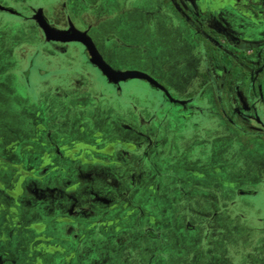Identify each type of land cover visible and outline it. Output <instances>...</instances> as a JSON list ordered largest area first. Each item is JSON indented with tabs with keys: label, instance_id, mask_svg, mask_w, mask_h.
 I'll use <instances>...</instances> for the list:
<instances>
[{
	"label": "flooded vegetation",
	"instance_id": "obj_1",
	"mask_svg": "<svg viewBox=\"0 0 264 264\" xmlns=\"http://www.w3.org/2000/svg\"><path fill=\"white\" fill-rule=\"evenodd\" d=\"M128 1L56 0L55 3L44 4L0 0V17L8 19L14 17L22 20L23 25L26 26L25 31L28 33V36L23 38L25 40L17 42L13 53L12 63L16 68L11 72L15 73L13 77L14 81L17 80L15 85L22 83L23 88L26 89H24L25 92L31 94L37 81L41 87H46L53 82L55 85L52 86L51 91L59 93L58 83L61 85L66 82V79H62L64 73L69 74L67 83L72 86L75 94L89 95V90L93 87L90 79H96L99 76H103L110 84L118 85L117 81L108 78L101 68L91 61L84 43L77 40L63 41L48 38L37 15L40 12L51 26L60 30H67L73 24L76 28L86 31L103 58L111 64L99 49L93 31L97 23L104 19L112 15H125L129 8L126 6ZM160 1L152 0L148 5L152 7L145 12L152 17V20L160 12V9L155 10L154 6ZM164 1L169 4L170 11L193 31L199 57L193 72L191 74L186 72V76L194 83V88L188 89L185 96L179 97L161 78H158L159 76L146 72L165 87L161 88L152 84L161 92L163 103L168 104L165 107L163 103L152 107L136 106L139 125L123 123L124 126L135 131V136L118 139V137L111 138L106 131L98 132L94 138H89L86 142L75 141L66 147V156L74 160L89 164L104 163L114 166V169L117 167L124 169L123 173L116 171L106 175L105 187L102 184L100 190H96L98 186L93 187V184L99 180L97 176L89 178L76 175L75 172L64 177L58 184H53L52 181L46 183L51 174L63 169L52 161L51 153L54 154V152L40 151L38 153L37 148L32 146L33 153L28 156H23L24 154L18 156V154H11L14 148L2 150L0 152V264H45L47 256L66 253L68 243H75V241L81 243L85 236L82 234L83 229L77 228L81 224L76 225L77 227L74 224L75 219L78 221L79 217L84 215H93L98 219L84 229L92 231L106 229L116 236L123 234L122 245L131 242L138 247L139 244L143 245V253L146 254V257L143 256L140 259L143 264H172V261H175L173 264H200L197 263L201 262L200 258L197 261V252L200 250V248L197 250V243L193 244L192 249H187L185 254V241L181 238L177 240V237L173 241H178L176 243L178 250L175 259L171 258L173 253L168 252L170 244L172 245L170 231L175 228V232H180V236L184 237V234L197 229V214L202 221H206L207 215V221L210 222V211L204 213L202 210L197 211V204L193 202L196 206L191 204L185 211L181 212L179 209L176 214L172 213L176 215L175 220H177L173 226L171 225L173 221L165 220L167 208L161 209L159 213L153 211L151 207H146V204L153 201L155 195L166 186L165 172L161 171L158 168L159 165L154 162L152 163L155 168L152 170L149 163L164 145L163 130L166 125L168 126V120L171 122L173 119L170 118L171 115H175V118H197V129L201 131L223 123L228 129L242 136L251 137V140L259 142L260 145L264 144V81L260 80V75L264 72V0ZM245 2L246 7H243ZM101 3L115 4L120 7L116 8L112 14L105 13L104 9L99 8ZM59 13L67 15L68 19L64 22V27L55 26L51 22L53 20L51 16L55 17ZM102 14L105 15L100 18ZM90 15L99 18H91ZM99 41L107 53H111L117 42L127 45L114 33L101 36ZM208 43L230 59H241V65L247 71L248 78L244 80L229 78L230 69L227 68L229 63L218 69L219 64L214 61L207 49ZM239 54H243L245 58ZM78 62L98 67L102 75L90 71L85 74H76L75 72H80L77 69L80 65H77ZM36 69L40 73L38 80L33 81L31 74L32 70ZM95 83L99 84L100 80L97 79ZM227 87H229L228 90ZM28 99L31 105H34L29 109L30 113H45L46 107L42 99L38 102L34 97ZM201 111L206 113H200ZM36 120L39 122V119L36 118ZM36 127L40 131L47 129L41 123H37ZM197 139H202L199 131ZM254 181V179L249 180L247 185L232 183L236 194L233 201L242 199L241 195L244 194L257 195L259 189L253 185ZM90 184L92 185L91 193L87 190ZM162 196L169 198V193L161 194L157 198L159 197L160 200ZM172 208L174 212L175 207L171 206ZM214 210L213 218H216L218 223L217 220L220 218V212L224 211V207L216 206ZM27 211L31 216L24 217L23 213L26 214ZM257 214L255 218L257 229L264 235V210ZM234 215L239 219L245 216L243 212L236 210L231 214L233 217ZM250 220L247 219V222ZM133 226L136 229L135 234L130 233L133 231ZM207 228L206 226L205 229L209 232ZM229 228L228 232L219 229L215 233L218 237L222 236L224 240L206 241L205 247L210 248L209 251L213 254L210 256L211 259H206L207 264H264V239L256 240L254 243L248 240L246 245L233 247L232 252L228 250V247L222 250L226 246L225 238L230 235L232 238H228L229 240L239 241L231 233L232 228ZM5 231L10 235L6 236ZM19 231L24 232L26 242L14 251L10 249V236ZM203 242L201 251L204 249ZM216 242L220 243L217 245L219 247H216ZM250 244L254 245L249 248ZM221 245L222 248H220ZM71 255L72 258L74 255L73 253ZM229 255L231 258H228Z\"/></svg>",
	"mask_w": 264,
	"mask_h": 264
},
{
	"label": "rangeland",
	"instance_id": "obj_2",
	"mask_svg": "<svg viewBox=\"0 0 264 264\" xmlns=\"http://www.w3.org/2000/svg\"><path fill=\"white\" fill-rule=\"evenodd\" d=\"M1 1L45 4L55 3L56 0ZM151 2L149 0H129L126 3V6L129 7L128 12L122 16L112 15L97 23L93 36L99 49L115 68L120 70L140 69L153 76H159L158 78H161L176 96L183 97L187 94L188 89L195 86L186 76L187 73L193 72L199 57L196 41L193 39V31L175 13L170 11L169 4L164 0L154 5L155 10L160 9V12L152 20V17L145 13L149 7H152H148ZM246 4L245 2L243 7H246ZM101 5L100 10L104 9L105 13L110 12V14L120 7L115 4ZM59 6L62 7V4L59 3ZM104 15L99 17L103 18ZM90 17L99 18L91 15ZM51 19L55 26L64 27V22L68 18L67 15L59 13L55 17L51 16ZM25 27L23 21L18 18L0 17V152L14 148V152L11 154L28 156L34 152L31 150L32 146L37 148L36 152L38 153L40 151L54 152V154L51 153L52 161L62 166L63 169L51 174L45 181L46 183L52 181L53 184H58L64 177L75 172L76 175L89 178L97 176L99 180L93 184V187L98 186L96 190H100L102 184L105 187L106 175L116 171L123 173L124 169L121 167V169L119 167L114 169V166L104 163L89 164L74 160L66 156V147L75 141L86 142L89 138H94L98 132L106 131L108 136L118 137V139L135 136V131L124 126L123 123L139 125L140 120L139 114L136 113V106L139 108L141 105L159 106L164 101L161 99V92L152 85L153 83L143 79L117 81V85L110 84L103 76H99L96 79H90L93 87L90 88L89 95L75 94L72 91V86L67 83L69 74L64 73L62 79H66V82L61 85L58 83L59 93H55L51 91L52 86L55 85L53 82L46 87L39 86L37 80L40 72L36 69L32 70L31 75L32 80L37 81V85L35 84L33 86L35 90L32 89L31 94H28L22 83L15 85L17 82L13 79L15 73L11 72L16 68L13 67L12 58L17 42L25 40L23 38L28 36ZM110 33L118 35L127 45L115 42L111 53L104 51L99 39ZM207 45L214 61L219 64L217 65L218 69L229 63L227 66L230 69L229 78L235 77L242 80L248 78L247 71L241 65V59H230L211 44ZM239 55L245 58L243 54ZM111 56L112 58H110ZM77 65H79L77 69L80 72H75L76 74H85L90 71L102 75L101 70L96 66L82 62H78ZM97 79L100 80L99 84L95 83ZM260 80L264 81V72L260 75ZM228 89L229 87H227ZM30 97L36 98L37 102L43 100L46 107L45 113L29 112V109L34 107L28 101ZM79 100L80 102H77ZM167 104L163 103V106L165 107ZM200 113H206V111ZM36 118L39 119V122H36ZM170 118L173 119L171 122L166 119L169 123L163 130L164 145L149 163L152 170L155 168L152 163L154 162L159 165L158 168L161 171L165 172L164 183L166 186L159 193L160 195L169 193V198L162 196L159 200L158 193L155 195V199H152L153 201L146 204V207H151L153 211L159 213L161 209L167 208L165 220L173 221L171 224L173 226L177 221L175 220L176 215L173 214H176L179 209L181 212L187 210L191 204L192 206L197 204V211L202 210L203 213L210 211L211 218L210 222L207 221L206 215V221H202L197 214V229L184 234V237H181L180 232H175V228H172L170 231L172 245L170 244L168 250L170 254L173 253L171 258L175 259L178 250L176 243L181 238L186 244L185 254L187 249H192L193 244L197 243V250L200 248L197 252V261L199 258L201 260L197 263L207 264L206 259H211L210 256L213 254L210 253V248L205 247L206 241L210 239H213V242L224 240L222 236L218 237L215 234L219 229L228 232L231 227L232 232H230L239 240L238 242L229 240L228 238H232L231 235L225 238L226 246L224 248L222 245L220 246L223 251L228 247V250L232 252L235 246H243L249 241L254 243L256 240L264 239V235L257 229L255 221L257 213L264 210V144L260 145L259 142L251 140V137L242 136L236 131L228 129L223 123L213 126L209 130L201 131V129H197V118H175V115H171ZM37 123H41L47 129L37 130ZM198 131L202 135V139L199 140L197 139ZM159 133L161 134V131ZM252 179L255 180L253 185L259 189V193L257 195L244 194L241 195L242 199H238L237 202L233 201L236 194L232 183L247 185ZM91 187L90 184L87 189L89 193H91ZM157 204L158 206H156ZM171 206L175 207L174 212V208L171 209ZM216 206L224 207V211H221L222 214L220 212L218 223H216V218H213ZM235 210L243 212L244 218L239 219L235 218V215L231 216ZM28 213V211L26 214L23 213L24 217L31 216ZM247 219H251L250 222H247ZM96 221L98 219L93 215L81 216L78 221L75 219V226L81 224L76 227L83 229L82 234H85L82 242L68 243L66 253L47 256L45 264H143L140 261L143 256L146 257V254L143 253V245L139 244L138 247L132 242L122 245L123 234L116 236L106 229L98 231L84 229ZM206 226L209 228V232L206 231ZM132 228L133 231L130 233L135 234L136 229L134 226ZM5 235L9 236L10 234L5 231ZM175 237L177 240L173 241ZM25 240L24 232L14 233L10 236V249L18 250L25 244ZM202 241H204L203 251H201ZM217 245L220 243L216 242V247H219ZM252 245L254 244H250L249 248ZM71 253L74 255L72 258ZM20 254L23 255L21 252ZM183 254L182 252L181 255L183 256ZM228 258H231V255ZM68 259L70 260L67 261ZM173 263L175 261H172Z\"/></svg>",
	"mask_w": 264,
	"mask_h": 264
},
{
	"label": "water",
	"instance_id": "obj_3",
	"mask_svg": "<svg viewBox=\"0 0 264 264\" xmlns=\"http://www.w3.org/2000/svg\"><path fill=\"white\" fill-rule=\"evenodd\" d=\"M37 19L40 25L44 28L48 38L63 41L77 40L84 43L86 45L87 54L91 61L98 65L108 78L113 79L115 81L127 80L131 78H141L150 81L156 86L165 88L159 81H157L155 78H153L151 75L144 71L137 69L120 70L114 68L103 58L101 53L98 51L95 43L93 42L92 38L87 34L86 31H82L76 28L73 24L67 30L57 29L51 26L47 22V20L41 16L40 12L37 15Z\"/></svg>",
	"mask_w": 264,
	"mask_h": 264
}]
</instances>
